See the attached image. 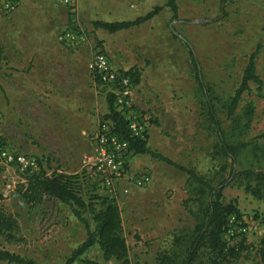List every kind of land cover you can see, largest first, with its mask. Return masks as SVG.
<instances>
[{"label":"rangeland","instance_id":"1","mask_svg":"<svg viewBox=\"0 0 264 264\" xmlns=\"http://www.w3.org/2000/svg\"><path fill=\"white\" fill-rule=\"evenodd\" d=\"M20 1L21 5L16 2L12 7L0 3V148L35 156L38 170L48 174L52 170L84 171L97 183L99 192L115 194L123 214L129 211L141 223L150 219L152 230L167 223L173 226L170 213L165 215L164 210L173 204V178L182 181L185 173L155 158L149 159L154 166H144L142 157L133 159L130 154L129 173L148 171L151 183L134 188L122 178L110 189L104 185L103 173L87 163L92 137L107 113L108 86L95 80L88 67L91 55L102 51L113 68L134 70L138 75L133 101L137 113L148 117L149 147L193 169L211 186L227 180L221 191L222 204L233 206L252 227L248 235L231 238L233 246H225L221 255L200 248L191 264H263L259 252L264 201L245 191V180L230 177L231 159L217 148L216 131L188 50L197 58L226 141L246 144L236 157L235 172L264 171V0H226L222 10L221 0H176L174 19L166 0H136L134 8L129 6L131 0H80L73 16L56 0ZM156 6L161 9L151 20L130 30L108 34L97 32L92 25L101 19L134 20ZM104 8L107 12L101 17L98 12ZM67 28L83 33L86 41L60 42L58 36ZM255 50L260 83H249L235 116L229 118L226 107ZM248 103L253 105L249 121L244 114ZM154 128L163 135L160 141L152 138ZM20 179L17 169L0 167V206L14 215L23 238V242L3 244V248L39 264H63L84 240L83 225L60 201L24 203L17 191ZM9 182L14 186L10 192ZM195 187L196 183L186 180L180 204L184 225L161 240L141 235L130 219L124 220L131 264H162L164 254H172L175 264H181L194 235L196 217L204 215L198 207L206 197L198 200ZM146 196L150 200L142 206L134 202ZM85 216L93 228L89 215ZM180 234L188 237L176 244L174 236ZM230 247H234L231 253ZM83 257L99 264H121L104 261L97 247Z\"/></svg>","mask_w":264,"mask_h":264},{"label":"trees","instance_id":"2","mask_svg":"<svg viewBox=\"0 0 264 264\" xmlns=\"http://www.w3.org/2000/svg\"><path fill=\"white\" fill-rule=\"evenodd\" d=\"M8 0H0L5 4ZM11 5L17 0H9ZM226 0L220 1V8ZM172 12V19L177 17L176 0H166L165 4ZM160 6H156L146 14L135 18L134 20L121 21H94V28L103 29L109 33L119 30L132 28L155 16ZM173 31V29H172ZM191 64L194 69V78L198 83L202 96L205 99L207 114L216 131L217 148L220 153L231 159L230 177H239L245 180L244 189L254 198L264 201V171H253L250 169L235 172L234 163L239 152L245 147V143L230 144L226 141L220 121L217 118L214 106L209 98L208 90L204 87L201 71L198 67L197 58L191 48L188 50ZM257 50L248 56V61L244 67L240 82L234 90L229 103L226 107L227 116H235L236 109L241 100L242 94L248 90L249 83H260V77L256 73L255 59ZM126 73L130 76L134 85L138 82V75L134 70H128ZM115 96L108 92L106 96L107 113L104 120L111 123V128L119 138L129 142L131 154H149L151 157L163 161L181 172L185 173L189 182L196 183L195 193L198 200L206 197L205 202H199L198 210L204 212L202 217H196V222L192 228L194 234L190 240V247L187 250L185 258L181 264H191L200 248L209 249L210 253L221 255L225 250V242L222 238L223 230L227 218L231 214L239 217L238 212L231 205H223L221 202V191L227 185V180L220 181L216 186H211L203 177L198 176L193 169L183 167L176 162L164 157L163 155L151 150L145 139L133 138L125 127L124 119L114 106ZM253 113V105L248 103L245 106L244 114L249 121ZM24 182L18 185V195L27 205H39L46 199L60 201L67 205L72 215L81 223L85 229L84 240L76 246L70 253V256L63 264H99L96 260L84 258V254L90 249L97 247L101 258L104 261L115 260L121 264H131L129 256V247L124 236L121 209L112 191L99 192L97 183L91 182L92 177L84 171L81 173L69 174L59 170H52L49 174L43 170L22 174ZM90 178V179H89ZM112 187H110L111 189ZM1 200V195H0ZM85 215H89L93 222V228L90 227L89 220ZM184 234L174 236V242L181 244L187 239ZM23 242L19 232V225L13 214L6 212L0 206V261L14 264H39L32 259H27L19 254L10 252L3 248V244H18ZM234 247H230V253ZM228 250V249H227ZM260 258L264 264V237L261 240ZM162 264H175L173 255L164 254L160 257Z\"/></svg>","mask_w":264,"mask_h":264},{"label":"built area","instance_id":"3","mask_svg":"<svg viewBox=\"0 0 264 264\" xmlns=\"http://www.w3.org/2000/svg\"><path fill=\"white\" fill-rule=\"evenodd\" d=\"M69 15L73 16L77 10L79 0H56ZM10 1H6L7 7H12ZM136 0H131L129 6L134 8ZM58 40L65 44L85 42L86 36L70 28L65 29ZM88 67L95 80L108 86L109 92L115 96L114 106L124 119L125 127L130 137L145 139L148 128V117L138 114L134 107L133 90L134 84L126 70L113 68L109 57L102 51L93 53L88 61ZM91 155L87 163L104 175V185L112 187L115 181L126 178L128 184L134 188H145L152 181L150 172L129 173L128 159L131 154L129 142L119 138L113 132L109 121H102L96 129L91 142ZM0 167L5 170L17 169L20 174L35 172L39 169L38 159L32 155L16 152L10 148H0ZM24 181V180H23ZM22 181V182H23ZM8 191H13V182L6 185ZM127 192V190H124ZM264 224V216L260 219ZM252 230L251 225L242 217L231 214L227 218L223 230V238L226 248L233 246L230 239L235 236L248 235ZM264 232V230L262 231ZM225 248V249H226Z\"/></svg>","mask_w":264,"mask_h":264},{"label":"crops","instance_id":"4","mask_svg":"<svg viewBox=\"0 0 264 264\" xmlns=\"http://www.w3.org/2000/svg\"><path fill=\"white\" fill-rule=\"evenodd\" d=\"M17 4L18 5L19 4L21 5V1L18 0L17 1ZM82 4H83V2H82ZM78 5H79V2L77 4V8H78ZM80 5H81V3H80ZM106 12H107V10L104 8V9H100L98 13H99V15L101 17H104L105 14H106ZM151 19H149V20H151ZM149 20H146L145 22H143V23H141V24H139L137 26H140V25L148 22ZM100 21L113 22V21H118V20H116V19L115 20H105V19H101ZM137 26H134L132 28H135ZM132 28L123 29V30L124 31L125 30H130ZM94 29H96L97 32L98 31H103V32H106L108 34H116V33H119L121 31H123V30H119V31H116L114 33H109V32H107V31H105L103 29H100V28H94ZM138 83L139 82H137L136 85ZM165 101H169V103H167V105H170V107H171L170 99L167 98V99H165ZM172 111H173V108H172ZM156 124H157V121H156ZM156 126H158V125H156ZM157 128H158V130L160 129L159 127H157ZM157 128H154L153 129L152 138H154V140L160 141L161 140V137L163 138V135H160L158 133ZM146 138H147L146 143H147V146L149 147L150 146V140H151V136L149 137V132H147ZM132 155H133V159H137L136 156L142 157V161L146 163V164H144V166H148V167L154 166V163L149 160V159L153 160V157H151L149 154H132ZM186 180H187V176L185 178H183L182 181H178V180H176V179L173 178V204L171 202V205L170 206H167V208L164 210V214L165 215L168 214V213H170L169 218L171 220H173V226L171 224L167 223V224L163 225L161 229L152 230V225H151V220L150 219H149V222L148 223L147 222L141 223V222H139L137 220V216L136 215L135 216H131L130 213H129V211H125L124 214H123V212H121L122 224H123V231L125 230V228H124V220L125 219H130L131 220L130 223L133 224V227L132 228H136L137 230L139 229L138 231H140V234L141 235H145V236L147 235V237H158V238H155V240L158 241V240H161L162 236H165L166 234H168L169 231L178 229L181 226H183L184 225V222L182 220H180V219L184 217V214L182 213L183 212L181 210L182 206L180 204L182 203V200L184 198V196L182 195V190L184 188V185H185ZM22 181H23V177L21 175L20 182H22ZM167 183H169V182H167ZM112 187H114V184H113ZM151 199L153 201L156 200L155 198H151ZM149 200H150V197L149 196H146L145 198L139 197L135 201L133 199L131 201H134L136 204L141 205L142 202L143 203L144 202H148ZM119 207L121 208V206H119Z\"/></svg>","mask_w":264,"mask_h":264}]
</instances>
